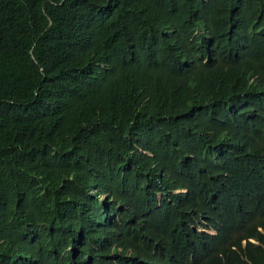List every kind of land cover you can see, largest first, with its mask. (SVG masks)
<instances>
[{
    "label": "trees",
    "instance_id": "trees-1",
    "mask_svg": "<svg viewBox=\"0 0 264 264\" xmlns=\"http://www.w3.org/2000/svg\"><path fill=\"white\" fill-rule=\"evenodd\" d=\"M0 264H264V0H0Z\"/></svg>",
    "mask_w": 264,
    "mask_h": 264
},
{
    "label": "clouds",
    "instance_id": "clouds-1",
    "mask_svg": "<svg viewBox=\"0 0 264 264\" xmlns=\"http://www.w3.org/2000/svg\"><path fill=\"white\" fill-rule=\"evenodd\" d=\"M117 250H118V251H122V248H121V247H118Z\"/></svg>",
    "mask_w": 264,
    "mask_h": 264
},
{
    "label": "bare ground",
    "instance_id": "bare-ground-1",
    "mask_svg": "<svg viewBox=\"0 0 264 264\" xmlns=\"http://www.w3.org/2000/svg\"><path fill=\"white\" fill-rule=\"evenodd\" d=\"M113 249V248H112Z\"/></svg>",
    "mask_w": 264,
    "mask_h": 264
}]
</instances>
